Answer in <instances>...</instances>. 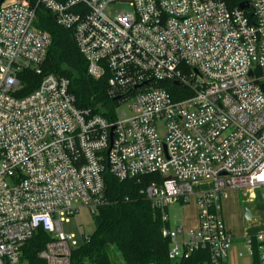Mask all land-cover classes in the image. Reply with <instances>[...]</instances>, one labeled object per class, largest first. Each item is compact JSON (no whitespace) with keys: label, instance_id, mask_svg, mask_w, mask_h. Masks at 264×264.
<instances>
[{"label":"built area","instance_id":"built-area-1","mask_svg":"<svg viewBox=\"0 0 264 264\" xmlns=\"http://www.w3.org/2000/svg\"><path fill=\"white\" fill-rule=\"evenodd\" d=\"M248 1L38 0L74 31L89 73H109L110 94L121 95L113 118L80 107L67 77L44 72L52 37L36 6L0 1V264H31L24 247L40 230L43 264H73L79 242L64 222L82 206L99 210L107 171L161 175L143 191L171 259L228 264L223 198L239 189L253 200L264 186V0ZM27 69L42 80L22 94ZM192 195L197 224L172 223L169 206ZM245 243L264 264V232Z\"/></svg>","mask_w":264,"mask_h":264},{"label":"trees","instance_id":"trees-1","mask_svg":"<svg viewBox=\"0 0 264 264\" xmlns=\"http://www.w3.org/2000/svg\"><path fill=\"white\" fill-rule=\"evenodd\" d=\"M29 1L36 6L37 25L52 37L43 65L44 72L67 77L80 107L113 118L118 100L109 92V73L98 78L92 76L74 31L59 24L54 14L38 4V0ZM242 1L227 0L230 6H237ZM22 75V94L32 91L42 80L41 74L30 69ZM160 178L158 172H152L120 180L107 171L105 201L92 214L95 229L90 234V240L83 241L74 249L73 264H195L197 255L181 261L169 257L170 240L162 233L165 222L159 209L153 206L143 191L150 182ZM47 239L48 234L40 230L26 243L24 257L31 264H43L39 250ZM259 263L255 252V264Z\"/></svg>","mask_w":264,"mask_h":264},{"label":"rangeland","instance_id":"rangeland-1","mask_svg":"<svg viewBox=\"0 0 264 264\" xmlns=\"http://www.w3.org/2000/svg\"><path fill=\"white\" fill-rule=\"evenodd\" d=\"M122 6V5H118ZM127 109L128 113H132V108L128 104H124L120 107V110ZM235 190V189H234ZM230 191L229 197L225 201L226 206V220L232 227V231L235 233H244L246 230V223L243 217V211L245 206L246 197H242L238 190ZM244 200V201H243ZM253 206V205H252ZM196 197L194 195L183 203L181 200L172 203L169 206V213L172 223H183L187 227H192L196 224ZM95 229V223L92 212L86 206H82L75 214L70 216L69 221L64 222V230L67 233H73L74 239L81 244L84 241L85 233H92ZM233 246V247H232ZM232 247V249H231ZM229 249V264H254L250 255L239 256L236 252H233L235 248L234 242ZM247 250V249H246ZM248 252L252 253L250 250Z\"/></svg>","mask_w":264,"mask_h":264},{"label":"crops","instance_id":"crops-1","mask_svg":"<svg viewBox=\"0 0 264 264\" xmlns=\"http://www.w3.org/2000/svg\"><path fill=\"white\" fill-rule=\"evenodd\" d=\"M233 190L234 189H230L228 191L227 195L223 198V217H224V219L226 218V216H225V212H226L225 201L229 197L230 191H233ZM236 190H238L240 195H242L243 192L241 190L235 189L234 191H236ZM242 197H243V195H242ZM196 205H197V203H196ZM245 206H248L249 210L252 212V216L250 219L245 221V210L243 211L244 221L247 224L246 230L244 233H238L237 234V233L233 232L231 225H229V223L226 219H225V221H226L227 225L229 226V228L231 229L232 233L234 234V241L233 242H234L235 248L233 249V252H236L239 256H245L247 254L250 255L254 261V264H255V252L254 253L248 252L249 248L245 243V237L247 235L255 234L258 232H264V186H262L256 190V197L253 200H249V199L245 200ZM197 209H196V220L198 222V211H197ZM197 222H196V224H197ZM232 247H231V249H232ZM229 254H230V252H228V257H229ZM227 262L229 264V258H228Z\"/></svg>","mask_w":264,"mask_h":264},{"label":"water","instance_id":"water-1","mask_svg":"<svg viewBox=\"0 0 264 264\" xmlns=\"http://www.w3.org/2000/svg\"><path fill=\"white\" fill-rule=\"evenodd\" d=\"M240 7L245 8V7H249L250 3L248 0H243L242 2H240ZM121 95L116 96L115 98H119ZM244 210H245V221H247L248 219L251 218L252 216V212L249 210L248 206H244Z\"/></svg>","mask_w":264,"mask_h":264}]
</instances>
